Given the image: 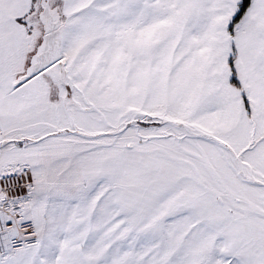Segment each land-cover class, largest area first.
Listing matches in <instances>:
<instances>
[{"label": "snow or ice", "instance_id": "6c2138e0", "mask_svg": "<svg viewBox=\"0 0 264 264\" xmlns=\"http://www.w3.org/2000/svg\"><path fill=\"white\" fill-rule=\"evenodd\" d=\"M0 264H264V0H0Z\"/></svg>", "mask_w": 264, "mask_h": 264}]
</instances>
